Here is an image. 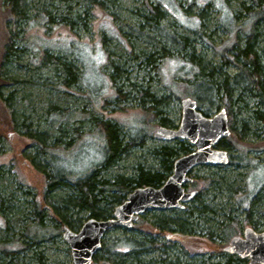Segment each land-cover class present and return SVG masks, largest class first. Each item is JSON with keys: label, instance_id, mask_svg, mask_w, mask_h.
<instances>
[{"label": "rangeland", "instance_id": "1", "mask_svg": "<svg viewBox=\"0 0 264 264\" xmlns=\"http://www.w3.org/2000/svg\"><path fill=\"white\" fill-rule=\"evenodd\" d=\"M144 1L26 0L30 19L42 13L57 24L45 27L28 24V21H11L6 25L8 30L16 29L17 34L13 36L15 50L6 63V83L1 93L4 101L10 104L15 130L0 138V199L4 201L3 208L8 210L6 213L0 210V248L18 250L19 253L6 256L0 249V264H74L71 248L63 237L65 228L56 219L78 218L80 224L74 232H79L90 217L89 211L78 212L67 205L66 197L75 194L69 180L49 195L52 202L47 203L43 176L33 169L39 163L48 166L47 159L52 156L49 150L45 154L40 148L37 140L41 139L26 135L25 126H29L31 132L46 135L41 141L46 147H55L56 172L59 175L70 172L72 177L94 163L96 165L102 158L101 153L97 155V149H103L105 143L101 135L93 136L97 134L95 119L116 123L121 130L123 144L129 140L130 129H134L133 132L144 131L148 136L144 146L132 148L116 165L102 170L104 178L111 179L115 174L131 176L136 165L161 170L154 150L166 145H180L177 141L163 142L153 136L161 126V117L167 118V128L180 127L185 98L195 99L199 110L211 118L225 110L232 134L235 128L236 133L243 136L246 147L257 146L264 141L263 126L254 115L257 99L231 80L239 73V66L225 63L222 57L224 52L233 54L227 49L233 47L237 39L241 44L246 42V35L239 30L249 19L243 4L252 6L254 1L150 0L153 4H160L164 12L158 24L160 30L167 29L181 39L187 38L185 47L169 44L157 35V25L152 27L155 22L149 19L151 13ZM224 6L227 7L226 13ZM3 10L4 6L0 5V11ZM59 23L64 26H58ZM258 30L261 35L256 47L262 49V25ZM146 35L154 37L156 44L147 41ZM3 44H8V35L4 32V25L0 24V50ZM162 53L164 59L160 57ZM150 59L155 60L154 63H149ZM65 63H73L79 70V82L66 85ZM114 67H119L125 74L116 84H110ZM227 79L232 88L230 107L222 100L226 95L224 86L215 90L213 103L199 100V95L201 99L207 96L205 92L209 87L197 83L209 81L219 86ZM133 84L143 86L155 97L166 101L148 113L147 110L154 106L153 102L149 98H141L138 90L142 88ZM120 88L123 94L129 92L128 98L119 97ZM158 112L157 119L150 116ZM0 116H8L2 103ZM232 141L233 135L227 139L225 150L229 155H236L239 151L230 144ZM70 142L71 145L67 146ZM192 149L196 150L194 146ZM182 156L185 155L180 153L178 158ZM248 158L252 160L248 167L234 164L200 166L190 174L192 181L186 185L188 192L199 190L194 184L199 179L214 180L211 187L203 190L204 193L202 191L201 199L215 207L217 212L210 214L206 221L196 217L200 232L170 237L172 242L166 252L169 264H223L229 256L236 260L238 256L224 250L231 239L244 237L248 227L264 232V205H254L250 212H246L247 206H242L229 189L257 194L264 188V149L252 150ZM105 196L101 207L110 201L108 192ZM41 200L46 204L41 216L43 227L38 226L32 211L41 205ZM188 205L184 210L146 212L133 229H113L103 240L113 244L125 236L137 237L142 219L153 223L162 215L185 217ZM110 206L117 208L115 204ZM228 212L240 220V228L235 229L233 235L228 234L229 228L226 232L221 228V223L230 224V220L224 217ZM37 229L53 232L49 238H40L34 235ZM99 256L108 255L101 252ZM15 257L17 263L12 262ZM142 259L166 264L160 261L159 254H147Z\"/></svg>", "mask_w": 264, "mask_h": 264}, {"label": "trees", "instance_id": "2", "mask_svg": "<svg viewBox=\"0 0 264 264\" xmlns=\"http://www.w3.org/2000/svg\"><path fill=\"white\" fill-rule=\"evenodd\" d=\"M253 1L255 5L253 4L252 6L246 7V5L243 4L245 10L247 11L249 19L248 22H244L242 26L239 27V30L246 35V42L244 44H241L237 39L233 47H227V51H232L233 54L227 55L226 52H224L222 57L225 63H233L239 66V73L232 77L231 80H233L236 85L242 87L244 91L251 92L253 97L257 99L258 107L254 111V115L255 119L262 124L264 129V48L258 49L256 47L258 38L261 35L259 32L260 30H258V26L262 25L264 29V0ZM144 2L149 12L151 13V17L149 19L155 22L153 24L154 26L152 27L154 28L155 25H157L155 28L157 35L163 38L169 44L175 46L182 45L185 47L188 43L187 38L181 39L169 30H160L161 28L158 27L159 21L164 16V12L161 10V5L153 4L150 0H145ZM26 3V0H0V5L4 6V10L2 12L0 11V24H2V26L4 25V32L6 35H8V44H3L0 50V103H2L8 115L0 116V138L4 137L5 135L8 136L9 133H13V131L15 130V122L13 116L10 115L12 113L10 109V104L8 103V101H4L5 99H3L1 93V89L5 86L6 83V63L8 62L10 56H12L15 50L14 45L12 44L13 36L17 34L16 29L13 28L8 30L6 25L11 21H28V24H40L45 27H49V25L51 24H57L55 23V20L53 18L45 16L42 13H39L30 19L26 9ZM97 5L101 6L102 4L98 3ZM224 9L226 13L227 7L224 6ZM103 15L105 17L106 14ZM59 25L62 24L59 23L58 26ZM58 26H56V28ZM69 27H71L72 29V25ZM144 38L150 43L156 44V42L154 41V37L152 38V36L146 35L144 36ZM192 50H194V48H192ZM160 55L161 58H165L164 53ZM191 56L195 57V55ZM154 61L155 60L152 59L148 60L149 63H154ZM64 66L65 71L68 75V78L66 79V85L75 84L77 80L79 82L77 75V71L79 70L73 65V63H65ZM146 66L148 67V65ZM124 74L125 71L121 70L119 67H114V71L110 76V84H116L117 80L119 78L122 79ZM197 84H207L209 87L208 90H206L207 92H205L207 96L204 95V99H201L200 95L198 96V94H196L199 100L204 101L205 103H213L215 90H219L220 87L224 86L226 95L223 97L222 100H224L228 107H230L232 102L230 100L232 88L228 83V79L226 80V82L220 84L219 86L216 83H211L209 81H201ZM133 86L142 88V90H138V93L141 95V98H149L153 102L154 106H151V108L147 110L148 113H150V111L152 110H157V108L166 101V99L155 97L153 93L149 92L148 89H144L143 86H139L137 84H133ZM139 91H141V93ZM118 94L120 98L124 99L128 98L130 95L129 92L123 94V89L121 88L118 90ZM151 114L150 116L153 119H157L159 112L152 115ZM95 122L97 125L95 132L97 134H93V136L101 135L105 143L103 149H97L99 151L97 155H100L101 153L102 158L99 159V163H97L96 165L94 163L82 172L80 171V173L76 174V176L74 177L71 176L70 172H66V174L64 175H59L56 172L53 159V153H55L53 149H55V147H46L45 143H42L41 141L46 138V135L43 133L37 134L36 132H31L29 126L24 125L26 129V135L30 136L32 139H36V137L41 139L37 140V143L40 145V148L43 150V152H45V154L47 153L46 150H49L50 155L52 156V158L47 159L48 166L39 163L35 165L36 169H33L36 174H41L43 176L45 182L44 194L47 195V203L51 204L52 202L48 198L49 195L58 187L65 186V183H67L69 180L71 182L72 187L75 189V194L66 197L67 205L71 206L73 209H77L78 212L89 211V219H111L116 208L111 206L108 207V205L115 204L117 207L122 205L127 201L128 196H130V194L137 188L146 186L158 188L163 186L166 180L172 175L174 170V163L179 157L180 153L188 155L193 152L192 144L185 140H177V143H179L180 146L166 145L154 150L155 157H157L160 161L161 170L156 171L153 168H145L142 165H136V171L131 176L115 174L113 178L106 179L101 175L102 170L116 165V163L123 156L128 155L130 153V150L132 148L137 146H144L145 139L148 136L144 131L140 130L137 132H133L134 129L129 128V140L126 144H123L121 130L116 123H113L107 119H95ZM160 122L161 126L166 127L168 120L167 118L161 117ZM60 129L62 130L63 128ZM232 135L234 142L232 141L231 143H229L232 144V146L236 147L239 153L236 155H229V164H234L238 167L250 166L252 160L248 158V153H250L252 150L257 151L259 149H264V141L258 144L257 146L252 144L251 147H246L243 143V136L240 133H236L235 128L233 134L231 131V135L227 139L232 137ZM83 139L84 138H82L81 140ZM227 139L223 140L219 144L220 149H227ZM70 145L71 142L67 144V146ZM31 167L33 168L32 165ZM199 180L194 183L195 187L197 185V188L199 189L197 191L199 193L192 201V204L190 203L191 205L187 206L188 211L185 217L174 218L172 216L162 215L158 218L157 221L153 223L142 219L140 223L141 226H139L138 228L140 232L139 236H125L122 239H117V241L113 244H108L103 240L102 249L98 254L94 256L92 264H154L153 261L146 262L142 259V257L147 254H159L161 256L160 261H164L166 262V264H169L167 261L166 252H168L167 250H169L172 242V240H170V237H172L174 234L193 235L197 232H200L201 228L198 223L199 220H209L208 216L210 214H216L217 212L215 207L208 205L205 201L201 199L202 191H205L207 188L211 187V184L214 182V180H211L210 178L202 179L200 181ZM199 187H201V190ZM229 189L230 192L234 193V197H236L237 201L242 206H247L245 210L246 212H250V209H252L254 205H264V188L261 189V192H257V194H253V192L242 193L238 189ZM107 192L109 193L110 201L108 200L105 206L101 207L100 204L102 202V199H105V193ZM4 205V201L0 199V210H3L6 213L8 212V210L3 208ZM45 205L44 203H42L41 200V205H39V207L37 206L34 210H32L33 214L37 217L36 221L39 227H43L41 216H43L42 211ZM229 212L227 216L224 217H227V219L230 220V224L224 225V223H221V228L225 232L226 229L229 228L228 234L232 233L233 235L235 229L240 228V220L238 218H234L231 215L232 212L230 214ZM196 217H198L199 220L195 221ZM247 218H250V213H248ZM56 221L65 229L68 228L72 231L78 229L80 224L78 218L77 220H71V218H63L56 219ZM119 229L125 230L124 228ZM51 231L53 232V230ZM51 231L48 230L46 232H43L42 230L37 229L34 235L40 238H49V235H52ZM0 249H2V247ZM2 252L6 256L11 254L18 255L19 253L18 250L12 251L5 248L2 249ZM101 252L108 256L100 257L99 255ZM233 258V256H229L228 260L223 264H246V262L248 261L247 259L245 260L242 258H237L236 260H234ZM12 262L17 263V257L13 258ZM7 263L9 262H5V264Z\"/></svg>", "mask_w": 264, "mask_h": 264}, {"label": "water", "instance_id": "3", "mask_svg": "<svg viewBox=\"0 0 264 264\" xmlns=\"http://www.w3.org/2000/svg\"><path fill=\"white\" fill-rule=\"evenodd\" d=\"M180 127L171 129L160 126L154 138L163 142L185 140L195 151L176 159L172 175L163 186L140 187L134 190L127 201L118 206L111 219H88L79 232L68 228L63 234L71 248L74 264H92L93 258L102 249L106 234L115 228L132 229L138 219L148 211L184 210L198 195L197 190L188 192L190 174L200 166H227L229 153L218 148L231 135L229 117L221 110L214 117H207L198 110L197 101L185 98ZM231 255L248 259L249 264H264V232L251 227L244 237H234L224 249Z\"/></svg>", "mask_w": 264, "mask_h": 264}, {"label": "bare ground", "instance_id": "4", "mask_svg": "<svg viewBox=\"0 0 264 264\" xmlns=\"http://www.w3.org/2000/svg\"><path fill=\"white\" fill-rule=\"evenodd\" d=\"M219 147V146H218ZM230 158V157H229ZM149 212V211H148Z\"/></svg>", "mask_w": 264, "mask_h": 264}]
</instances>
